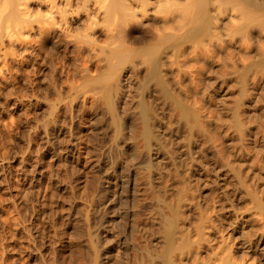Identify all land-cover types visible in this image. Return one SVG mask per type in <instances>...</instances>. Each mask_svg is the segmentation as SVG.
I'll return each mask as SVG.
<instances>
[{
    "label": "rangeland",
    "instance_id": "obj_1",
    "mask_svg": "<svg viewBox=\"0 0 264 264\" xmlns=\"http://www.w3.org/2000/svg\"><path fill=\"white\" fill-rule=\"evenodd\" d=\"M7 1L0 264H264V0Z\"/></svg>",
    "mask_w": 264,
    "mask_h": 264
},
{
    "label": "bare ground",
    "instance_id": "obj_2",
    "mask_svg": "<svg viewBox=\"0 0 264 264\" xmlns=\"http://www.w3.org/2000/svg\"><path fill=\"white\" fill-rule=\"evenodd\" d=\"M6 1H7V0H6ZM165 1L168 2V3H166V4H169V2H171L172 0H165ZM188 1H189V0H188ZM7 2H8V1H7ZM10 2H13V0H11ZM172 2L174 3L173 5L176 4L175 6L178 7L177 2L179 3V1L176 2V0H173ZM196 2H197V1H196ZM180 3H181V2H180ZM190 4H191V3H190ZM6 5H7V4H6ZM169 5H170V4H169ZM173 5L171 4V6H173ZM198 5H199V4H198ZM4 6H5V5H4ZM175 6H174V7H175ZM179 6H180V4H179ZM164 7H165V6H164ZM177 7H176V8H177ZM190 7H191V6H190ZM50 8H51V7H50ZM166 8H168V7L166 6ZM166 8H165V10H167ZM173 9H174V8H173ZM168 10H170V9L168 8ZM168 10H167V11H168ZM174 10H176V9H174ZM172 11H173V10H172ZM172 11L170 12V14H168V16H169L170 18H172L173 15H174V14L172 15V13H175L174 11H173V12H172ZM177 11H179V10H177ZM177 11H176V12H177ZM165 12H166V11H165ZM186 12H187V11H185V13H186ZM49 13H50V12H49ZM182 13H183V11H182ZM177 14H179V13L177 12ZM189 14H190V12H189ZM175 15H176V14H175ZM166 16H167V15H166ZM168 16H167V17H168ZM167 17L164 16V18H167ZM169 17H168V18H169ZM174 17H175V16H174ZM176 17H177V16H176ZM176 17H175V19H176ZM189 17H190V15H189ZM168 18H167V19H168ZM180 19H181V18H179L178 20H180ZM178 20H174V21L180 23L181 21H178ZM181 20H182V19H181ZM171 21H172V20H171ZM186 21H187V20H186ZM164 22H165V21H164ZM172 22H173V21H172ZM172 22H171V23L169 22V23L172 24ZM176 22H175V24H176ZM164 24H166V22H165ZM172 25H173V24H172ZM172 25H171V26H172ZM181 25H182V24H181ZM181 25H180V26H181ZM167 26H168V25H167ZM167 26H166V28H167ZM184 26H185V25H184ZM169 27H170V25L168 26V28H169ZM170 28H171V27H170ZM170 28H169L168 30H170ZM173 28H174V27L172 26V30H173ZM175 28H176V29L178 28V27H177V24H176V27H175ZM180 28H181V27H180ZM165 31H166V30H165ZM165 31H164V32H165ZM173 31H176V30L174 29ZM173 31H171V32H173ZM181 31H182V30H181ZM171 34H172V33H171ZM169 36H170V33H169ZM167 38H168V37H167Z\"/></svg>",
    "mask_w": 264,
    "mask_h": 264
}]
</instances>
